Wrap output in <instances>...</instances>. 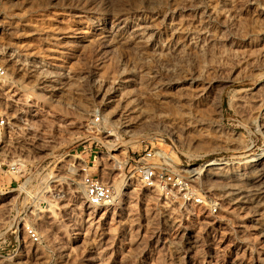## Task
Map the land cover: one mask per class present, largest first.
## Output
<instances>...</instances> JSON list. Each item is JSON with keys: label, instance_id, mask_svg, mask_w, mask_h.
Instances as JSON below:
<instances>
[{"label": "rangeland", "instance_id": "rangeland-1", "mask_svg": "<svg viewBox=\"0 0 264 264\" xmlns=\"http://www.w3.org/2000/svg\"><path fill=\"white\" fill-rule=\"evenodd\" d=\"M0 65V264H264V0H0ZM156 147L216 214L141 184Z\"/></svg>", "mask_w": 264, "mask_h": 264}, {"label": "built area", "instance_id": "built-area-1", "mask_svg": "<svg viewBox=\"0 0 264 264\" xmlns=\"http://www.w3.org/2000/svg\"><path fill=\"white\" fill-rule=\"evenodd\" d=\"M6 74L5 66L0 65V80L5 78ZM9 123L7 113L0 106V148L3 145ZM157 150V147L145 149L136 160V173H138L141 184L146 188L177 198L183 206L195 210L207 209L211 214H216L219 210L218 203L198 189L194 175L190 171H182L184 168L179 169L165 162ZM20 165V160L6 163L0 157V178L7 173H21ZM90 168L89 163L80 164V169L83 171L81 185L86 202L95 207L113 205L116 202V187L113 183L104 181L100 176L91 173ZM1 184L2 181H0V186ZM19 188L22 189V185H19ZM24 232L32 242L40 241V234L34 225H24Z\"/></svg>", "mask_w": 264, "mask_h": 264}, {"label": "bare ground", "instance_id": "bare-ground-1", "mask_svg": "<svg viewBox=\"0 0 264 264\" xmlns=\"http://www.w3.org/2000/svg\"><path fill=\"white\" fill-rule=\"evenodd\" d=\"M157 152H159V154L162 155V157L164 158V161L165 162H168V163H171V164H175L177 162V160L175 158H173L172 155L168 154L163 149H158ZM216 164H222V162H220V161H218V162L217 161H210L207 164V166L216 165ZM20 169H21V165H20ZM194 171H195V174H198L201 171V169L194 170ZM263 190H264V185H262V186H256V187H254V188L251 189V191L254 194H260L261 192H263Z\"/></svg>", "mask_w": 264, "mask_h": 264}]
</instances>
